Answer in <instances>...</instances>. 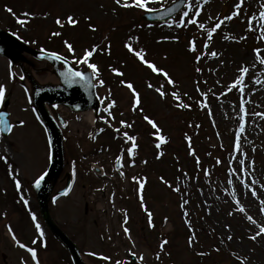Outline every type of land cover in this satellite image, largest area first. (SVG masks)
<instances>
[{
    "label": "rangeland",
    "instance_id": "rangeland-1",
    "mask_svg": "<svg viewBox=\"0 0 264 264\" xmlns=\"http://www.w3.org/2000/svg\"><path fill=\"white\" fill-rule=\"evenodd\" d=\"M16 1V15L28 22L21 25L0 12V27L16 28L27 39L31 34L41 37L40 40L48 38L44 45L63 53L67 40L75 52L66 57L75 67L83 59L85 49L91 51L95 44L88 30L93 28L90 25L98 27L97 35L104 37L103 49L91 58L98 66L94 73L99 75L95 88L97 107L115 100L111 108L115 116L108 114V121L114 127L126 121L131 125L130 132L136 135L135 141L128 140L124 145L120 156L116 144L122 141L112 140L111 131L108 138L104 136L108 130L92 138L96 128L94 117L90 120L84 112L76 114L63 106H48L54 118L58 113L66 122L61 128L64 164L51 192L63 186L64 173L69 172L72 178L70 192L49 201V211L78 246L82 263L122 264L135 252L142 264H202L199 256L210 250L218 264H264V233L251 238L264 225V116L256 115L264 113V36L259 26L264 20L258 15L259 0H244L240 14L231 20L224 17L235 11L238 0H187L179 21L165 25L138 21L141 10H127L116 0ZM161 1L151 0L150 4L158 5ZM184 12L189 15L185 17ZM24 13L33 15L28 18ZM68 15L78 24L69 25ZM253 15L257 18L249 30L248 18ZM57 17L64 21L63 27L55 23ZM192 20L196 23L188 24ZM221 21V27L209 40L207 30ZM201 23L204 29L199 27ZM53 32L61 35L53 36ZM176 36L179 40L162 39ZM190 42L195 43L196 52L191 51ZM128 43L136 51L143 49L145 59L164 68L175 85L166 83L162 73L147 68L125 47ZM31 47L36 48L35 44ZM256 49L261 50L259 54ZM213 51L217 53L215 57L211 55ZM197 55L201 56L200 61H196ZM23 56L29 63L10 64L0 56V84H5L6 94H10V120L13 125L15 120L26 122L23 126L14 125L8 136L0 135V157H7L12 163L11 175L9 168H0V264H22V260L35 264L27 251L29 247L36 249L40 264H66L57 262L61 250L57 241H52L53 250H43L38 244V240L51 234L40 218L31 185L48 165L49 144L35 113L32 84L21 70L26 69L40 88L57 87L62 67ZM242 67L248 69L243 74V93L240 85L229 90L241 75L238 70ZM47 78L52 82L43 83ZM121 80L131 82L140 94L141 104L136 111L132 110L134 93ZM161 84L166 93L163 97L155 91ZM173 91L179 93V100L171 95ZM199 95L205 98L204 107L199 104L187 111L176 107ZM241 102L245 112L240 111ZM144 116L155 121L158 130ZM241 117L244 130L239 132L237 150ZM161 135L165 137L163 143L159 140ZM186 137H191L195 156L190 154ZM133 143L137 145L136 154L130 156L127 149ZM157 143H161L159 149ZM160 153L163 155L157 158ZM118 156L121 160L116 168ZM240 160H244L243 165ZM93 166L101 172H94ZM15 175L21 182L23 197L33 206L30 213L16 211L20 201L12 178ZM183 201L188 203L182 208ZM241 206L244 211L239 210ZM145 207L152 213L154 226L149 225ZM193 233L195 241L190 246L188 237ZM13 236L25 245V250L19 248ZM162 240L168 241L163 251ZM93 252L98 255H90ZM102 256L110 259L104 260Z\"/></svg>",
    "mask_w": 264,
    "mask_h": 264
},
{
    "label": "snow or ice",
    "instance_id": "snow-or-ice-1",
    "mask_svg": "<svg viewBox=\"0 0 264 264\" xmlns=\"http://www.w3.org/2000/svg\"><path fill=\"white\" fill-rule=\"evenodd\" d=\"M259 2H260V5H261V10L259 11L258 15H259V17H260L261 20H264V0H259ZM243 3H244V0H238V2L234 5L235 11H233L229 16L224 17V20H231L234 16H238L240 14V9H241ZM116 4L117 5H120V6H123L125 8H129V7L135 6V7H138L140 9H146V7H147V0H131V3H129L128 0H124L123 3H122V0H116ZM149 10L152 11V9H149ZM7 11L9 13H12L13 12V9L9 7V8H7ZM169 11H172V9H169ZM196 14L199 15V9H197V13ZM32 15L33 14H31V13H24V16L25 17H28V18H31ZM183 15L186 17V16L189 15V13L188 12H184ZM256 18H257L256 15H253V16H251V17L248 18V27H249V30L252 29V27H253L252 22H253V20H256ZM89 19H90V17H89ZM27 22H28V20H26V19H19L18 18V23H20L21 25H24ZM189 22L190 23H193V24L196 23L195 20H192V21H189ZM55 23L57 25L61 26V27L64 26V21H62L59 17L56 18ZM67 23L69 25L75 26V25L78 24V21L76 19H74L72 15H68L67 16ZM181 23H183V19H181ZM221 23H223V21H221L220 23H217L214 27H211V28H209L207 30V37H208L209 40L212 38L213 33L216 32V30L221 27ZM259 26L261 28V36H264V24H260ZM90 27H93V30H95L94 26H91L90 25ZM199 27L201 29H204L205 25L201 23L199 25ZM13 35H16V33H13ZM52 35L53 36H60L61 33L60 32H53ZM244 38L245 37H240V39H244ZM259 38L260 37H258V39ZM162 39L179 40V37L178 36H176V37H164ZM64 44L66 45L67 49L70 52H73V53L75 52V49H74L73 45L71 43H69L67 40L64 41ZM125 47H127L130 52H134V55L137 58H139V60L144 65H146L147 68H149L152 72H154V73H162L163 76L166 78V83L175 85L176 81L174 79H172L171 76H169V73L164 68L157 67V65L155 63L150 62L149 60L145 59V52H144L143 49H141L139 51H136V50L133 49V46L130 43L126 44ZM189 47H190V49H191L192 52H196L197 51L194 42H190ZM98 48H99L98 45H93L92 46V51H89V50L85 49V51H84V57L79 62L80 63H88V58L91 57L92 54H93V51H96ZM255 51L259 54V52L261 50L260 49H256ZM211 55L213 57H215L217 55V53L215 51H213L211 53ZM51 56H52L53 59H57V60H63L64 59V57L61 54L56 53V52H53L51 54ZM195 59H196V61H200L201 56L200 55H197V56H195ZM262 62H264V61H262ZM88 68L91 69L93 73H97L98 72V66L95 63H88ZM196 70L197 71H202V69H199V68H197ZM112 71L113 72H116L118 75H123V73L119 72V70L117 68H112ZM238 71H239V73H241V75H239L237 77V79L234 81L233 85H231L229 87V90H231V88L232 87H235L236 85H240V92L243 93V91H244V85H243L244 75L243 74L244 73H247L248 72V69L246 67H242ZM63 75L69 80L70 83L76 82V78H79L80 80H85L86 79V73L85 72H83V71H77V70H75L72 67H69L67 69V71ZM99 83L101 85H103L104 84V81L103 80H99ZM120 83L122 85L126 84L127 88L130 89L132 91V93H134V96L132 98L133 99V102H132V110L133 111H136L139 108L140 104H141V97H140L139 92L136 91V89L133 87V84L131 82H126L124 80H121ZM148 87L149 88H152L153 85L151 83H149L148 84ZM162 89H163V84H161L160 87L155 88V91L157 93H159V95L161 97H163V96L166 95V93ZM6 92H7L6 85L5 84H0V103H2V102L5 101ZM171 95L175 99H177V100L180 99L179 93L176 92V91H173L171 93ZM115 104H116V101L115 100H111L108 103V108L105 109V110L108 111L109 109H111L112 107H114ZM204 106L205 105L201 104V107H204ZM176 107H178V108H189V107H191V105L185 104V103H183L181 101L179 104L176 105ZM240 111L241 112H245V108L243 106V102H241ZM6 115H7L6 113L0 112V131H4V132L11 133L12 130H13L14 125L12 123H10L6 119ZM109 115H111V112L110 111H109ZM256 115L264 116V113H257ZM144 120H146L149 124H151L153 128H157V130H158V126L156 125L155 121L151 120L148 116H144ZM18 123H19V125L23 126L26 122L23 121V120H20V121H18ZM120 123L122 125H125V127H131V125L130 124H127L125 121H121ZM243 130H244V121H243V117H241V123H240L239 131L237 133V141H236V148H237V150H239V148H240L239 132H243ZM116 131L119 132L120 130L117 129ZM153 135H155V133H153ZM123 137L126 138L127 140H130V141H135V139H136V137H134V136H129L128 132H126V131L123 133ZM186 139H188V141H189V145L188 146H189V149H190V154L193 155V156H195L196 155L195 149H193L192 146H191V137H186ZM159 140H160L161 143H163V142H165V137L161 135L159 137ZM161 143H157L156 144V148L157 149H159L161 147ZM136 148H137V145L135 143H133L132 146L127 149L128 154L130 156H134L136 154L135 151H134ZM162 155H163V153H160L157 156V158H159V156H162ZM3 159L5 161H7V157H3ZM120 160H121V157L118 156L117 159H116V162L119 164L120 163ZM132 163L135 164V160L134 159H133ZM144 163H147V161H144ZM217 163H219V160H217ZM239 163L241 165H243L244 164V160H240ZM197 164H199V158L198 157H197ZM8 168H9V174L11 175L12 174V166L9 164L8 165ZM73 174L75 175V169H73ZM44 178H45V176L42 174V175L39 176V178H37L35 180V187L36 188H39L41 186V183L44 180ZM133 179H137V178L136 177H133ZM161 179H163V178H161ZM229 182H231V181H229ZM165 183H167V182L165 181ZM15 185H16V188L17 189H19L21 187V182H20L19 179H15ZM143 188H144V184L141 183L140 184V191L141 192L143 191ZM68 191H69V189L68 188H65L64 194H67ZM176 191H179V189L177 188ZM140 199H141V204L143 205V196L142 195H141V198ZM23 203L25 205H27L28 204V201L27 200H23ZM187 203H188V201H183L182 204H181V207L183 208L184 205L187 204ZM237 203H239V201H237ZM144 210L148 214V222H149V225L150 226H154V225H152V213L150 211H148V209L146 207L144 208ZM239 210L240 211H244V209H243L242 206H241V208ZM187 215H188V213H187V211H185V216H187ZM32 219L33 220L36 219V217H35L34 214L32 216ZM165 219H167V218H165ZM248 219L249 220H252V217L249 216ZM124 223L125 224L127 223V217L125 218ZM36 228H37V230H40V225L38 223L36 224ZM9 231L10 232L12 231L11 227H9ZM124 231H125V233H128L129 232V229L127 227H125L124 228ZM261 233H264V225H262L260 227L259 232H257L256 235L252 236L251 238L252 239H256V236L260 235ZM40 236H43V232L42 231H40ZM13 239L15 240V236H13ZM228 239L231 240L232 237L229 236ZM194 241H195V233H193L192 235H190L188 237V243H189L190 246L194 243ZM167 242H168L167 240H162L161 241V243H160V249H161V251H163L164 246L167 244ZM16 243L17 244H20V241L19 240H16ZM33 243H35V241H33ZM20 246L21 247H25V245H23V244H20ZM27 251L29 253H31L32 259L35 261V264H40L39 260L37 259L36 249L29 247V248H27ZM90 255L96 256L98 254L95 253V252H93V253H90ZM132 255L133 256H136V253L133 252ZM102 259L108 260L110 258L107 257V256H102ZM157 259H159V253H157ZM141 260H143V256L142 255H141ZM22 264H26V262H24L22 260ZM116 264H121V262L120 261H117Z\"/></svg>",
    "mask_w": 264,
    "mask_h": 264
},
{
    "label": "water",
    "instance_id": "water-1",
    "mask_svg": "<svg viewBox=\"0 0 264 264\" xmlns=\"http://www.w3.org/2000/svg\"><path fill=\"white\" fill-rule=\"evenodd\" d=\"M184 0H177L171 4H169L167 7L163 9H159L157 11H151L146 12L140 16V19L143 20H166L172 17L184 4ZM169 9H172V11H169ZM18 51H25L32 56L36 57L37 59H46L50 60L54 63H60L64 65L66 71L70 66V64L65 60H57L53 59L51 54L35 51L27 46H25L23 43L19 42L17 39H15L10 34L0 30V54L8 57L12 62L20 59V56L18 54ZM65 71V72H66ZM62 76V82L67 87L68 92H62L60 90L55 89H43V90H36L34 95V102L37 107V110L43 119L45 125L48 128L49 132V140L51 144V150H52V157H51V163L44 174L45 178L41 183V186L39 188L35 187L37 192V198H38V204L41 212V216L44 219L47 226L50 228V230L62 241V243L68 248L70 251V254L74 260L75 264H81L80 260L78 259V255L76 253V247L75 245L68 239V237L54 224L52 221L48 209H47V191L48 186L50 183L54 182L55 178L57 177L59 170L61 168V143H60V134L57 129V126L53 122V120L50 118L48 113L46 112L44 108V102H52V103H66L68 104L72 109H82L85 108L90 102L88 101L86 103H81V101H76L79 97V92L77 89L73 86V82L70 83L69 80L63 75ZM87 85L91 86L90 83V73L86 72V79ZM82 102H85L82 101ZM8 105V98L5 99L4 106L6 107ZM6 113L5 110L1 111ZM7 114V113H6ZM6 119L7 115H6ZM4 135H6L8 132L1 131ZM67 186L69 185V179L67 177ZM65 190V189H64ZM62 190L61 192H64ZM132 260H134L132 258ZM129 264H135V263H129Z\"/></svg>",
    "mask_w": 264,
    "mask_h": 264
},
{
    "label": "trees",
    "instance_id": "trees-1",
    "mask_svg": "<svg viewBox=\"0 0 264 264\" xmlns=\"http://www.w3.org/2000/svg\"><path fill=\"white\" fill-rule=\"evenodd\" d=\"M18 1H16V0H0V12H6L7 14H11V13H9L8 11H7V8H9V7H12L13 8V12L12 13H17L16 11H17V9H15L17 6H19L18 5V3H17ZM11 4H13V5H11ZM133 8V7H132ZM9 27V26H8ZM25 39H26V41H33L32 39H27L26 37H25ZM198 99V97H194V98H192L191 99V101H195V100H197ZM209 258V257H208Z\"/></svg>",
    "mask_w": 264,
    "mask_h": 264
},
{
    "label": "bare ground",
    "instance_id": "bare-ground-1",
    "mask_svg": "<svg viewBox=\"0 0 264 264\" xmlns=\"http://www.w3.org/2000/svg\"><path fill=\"white\" fill-rule=\"evenodd\" d=\"M31 82H32V85H33V84H36V82L33 81V80H31ZM49 82H52V81L50 80V78H47L46 80H44L43 83H49ZM33 86H34V85H33ZM84 113H85L90 119L92 118V110H91V109L85 111Z\"/></svg>",
    "mask_w": 264,
    "mask_h": 264
}]
</instances>
